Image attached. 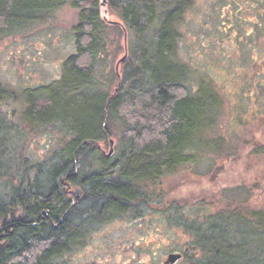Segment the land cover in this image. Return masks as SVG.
Returning <instances> with one entry per match:
<instances>
[{
	"label": "rangeland",
	"instance_id": "obj_1",
	"mask_svg": "<svg viewBox=\"0 0 264 264\" xmlns=\"http://www.w3.org/2000/svg\"><path fill=\"white\" fill-rule=\"evenodd\" d=\"M72 2L45 20L0 37V84L14 95L0 102L5 129L0 155L8 169H0V199L8 198L15 174H24L27 166L59 163L56 154L65 137L52 126L36 130L24 122L23 92L59 79L65 60L77 51L73 28L80 9ZM188 3L176 25L177 60L187 68L192 93L211 88L220 101L212 126L203 134L207 147L190 153L171 171L139 181L143 193L138 203L143 204L132 217L119 213L104 223L98 214H87V206H76L71 212L75 226L87 231L68 248L75 253H64L60 264H100L105 258L163 264L169 253L186 245L198 254L181 264H193L206 257L196 239L210 241L212 233L218 238V263L264 264V221L258 218L264 216V0ZM110 5V0L101 5L108 46L97 69L100 87L108 91L118 87L116 72L122 71L126 54L115 27L120 17ZM136 123L125 118L115 124L113 134L93 144L83 175L100 165L99 155L118 158L130 132L148 126ZM232 210L241 212L247 223L227 216Z\"/></svg>",
	"mask_w": 264,
	"mask_h": 264
},
{
	"label": "trees",
	"instance_id": "obj_2",
	"mask_svg": "<svg viewBox=\"0 0 264 264\" xmlns=\"http://www.w3.org/2000/svg\"><path fill=\"white\" fill-rule=\"evenodd\" d=\"M66 2L0 0V37L45 20ZM110 2L120 17L115 27L124 38L127 53L122 71L116 72L118 90H103L97 78L98 64L108 46L100 0H73L72 5L80 9L73 28L77 51L65 60L59 79L23 92L24 122L36 130L52 126L65 141L57 150L59 163L27 166L24 174H15L8 198L0 199V264H55L56 254L71 244L78 231L66 220L65 195L56 186L68 173L83 169L93 144L113 134L117 122L131 117L148 126L130 132L113 162L99 155L100 165L91 168L119 170V174L105 176L119 175L120 179L91 183L96 196L109 195L110 201L115 196L118 201H129L139 181L159 177L164 169L171 171L190 153L207 147L203 134L212 126L220 101L211 88L192 93L187 68L177 60L176 25L188 0ZM82 59L88 61L82 63ZM13 98L12 91L0 84V102ZM1 131L5 132L3 123L0 141ZM6 163V157L0 155V169L5 173ZM46 211L48 215H44ZM227 216L247 223L239 211H228ZM260 216L263 222L264 216ZM218 232L225 237L223 229ZM208 237L210 241L197 239L196 243L217 264L218 238L216 233ZM239 246L230 245L228 250Z\"/></svg>",
	"mask_w": 264,
	"mask_h": 264
},
{
	"label": "flooded vegetation",
	"instance_id": "obj_3",
	"mask_svg": "<svg viewBox=\"0 0 264 264\" xmlns=\"http://www.w3.org/2000/svg\"><path fill=\"white\" fill-rule=\"evenodd\" d=\"M102 156H104L102 154ZM99 157V156H98ZM104 158L108 159L107 157L104 156ZM100 158H99V162H100ZM111 161V160H109ZM113 162V161H111ZM86 172L81 170V171H75L72 173H68L66 175V177L61 178L60 179V184L58 183L56 188L61 189L63 194L65 195V204L67 206L66 211H65V216H66V220L70 221L71 223H73L75 225L76 223V219H74V217L71 216V212L72 210L78 206V205H85L87 206L88 209V213L91 216L98 214L100 216V222H104L106 223L107 221H110V219L117 217V214H121V215H130L131 217L134 215L135 210L137 209L138 205H141L143 203H138L141 201V199L139 198L141 193H143L139 187V185L137 186H132L134 187V194H133V198H130L129 201L126 202H121L118 201V197L115 196V200L114 201H110L107 197L109 195H99L96 196L94 193V188L93 185H91V183L96 182V183H105V182H111V179H115V178H119L121 176L119 175H115L114 177H106L105 175H107V173H112L113 175L119 174V170L117 171H101V170H92L89 169ZM102 177V178H101ZM93 179V180H92ZM73 190V191H72ZM92 197V198H91ZM88 202H90L89 204H87ZM84 208V207H83ZM85 208V210H87ZM44 215H48V212H44ZM107 216V217H106ZM45 217V216H44ZM43 218V217H42ZM61 217L59 218V222H61ZM77 224V223H76ZM102 223H100L101 225ZM53 225L56 228L57 227V223L55 221H53ZM77 226V225H76ZM83 227L78 228V231L76 233H73L72 236L73 240L71 241V244L67 245L66 248L62 251H60L59 253H57L56 257L54 258V262L55 264H60V260L63 256L64 253H69L71 254L72 252H74L73 249H68L70 246H72L73 242H75L76 239H79V236L81 235H85L87 229L82 230ZM195 235H197L195 232H193ZM197 241V239H196ZM195 241V245H197L199 248H202V246L198 245ZM203 252L205 251V249H203ZM198 254V251H194L193 249L186 245L184 246V249H180V250H176L172 253H169L167 255V258L164 260L163 264H181L182 262L184 263L185 260H190L191 258L195 255ZM173 256H176V258H174ZM111 257V256H108ZM135 258V257H134ZM72 260V259H71ZM192 262V261H191ZM199 260L195 263L193 262V264H198ZM134 262H124V264H133ZM71 264H76L75 261ZM100 264H122V259H114L113 261L108 260L107 258H105L104 260H101ZM192 264V263H190ZM199 264H212V260H210V257L208 255H206L204 261L199 262Z\"/></svg>",
	"mask_w": 264,
	"mask_h": 264
},
{
	"label": "water",
	"instance_id": "obj_4",
	"mask_svg": "<svg viewBox=\"0 0 264 264\" xmlns=\"http://www.w3.org/2000/svg\"><path fill=\"white\" fill-rule=\"evenodd\" d=\"M101 5L102 6H105L106 5V0H102L101 1ZM104 18H106V17L104 16ZM118 23H120V22H118ZM125 38H126V36H125ZM126 57H127V53L121 58V61L125 60ZM119 86H120V84L118 85V87L116 88V90H118ZM110 143H111V145H113V141L112 140H110ZM111 153H112V151L110 152V154ZM173 257L176 258V256H173Z\"/></svg>",
	"mask_w": 264,
	"mask_h": 264
}]
</instances>
